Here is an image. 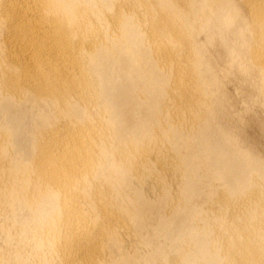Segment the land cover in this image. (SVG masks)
I'll list each match as a JSON object with an SVG mask.
<instances>
[{
	"label": "bare ground",
	"instance_id": "6f19581e",
	"mask_svg": "<svg viewBox=\"0 0 264 264\" xmlns=\"http://www.w3.org/2000/svg\"><path fill=\"white\" fill-rule=\"evenodd\" d=\"M218 60L264 104V0H0V264H264Z\"/></svg>",
	"mask_w": 264,
	"mask_h": 264
},
{
	"label": "rangeland",
	"instance_id": "374dc122",
	"mask_svg": "<svg viewBox=\"0 0 264 264\" xmlns=\"http://www.w3.org/2000/svg\"><path fill=\"white\" fill-rule=\"evenodd\" d=\"M227 38L230 39L231 37H229V35H227ZM221 46H222V48H221ZM221 46H218V47L216 46L215 47L216 49L214 48V51H216V50H218L216 52H219V50L223 51L224 47H223V45H221ZM217 63H219L218 65L221 68H223V70L224 69L227 70L226 65H228L227 66L228 71L232 72V74H230L231 72L229 73L231 76L228 74V78H226V81H225L226 83L224 84V87H223L224 91L229 96L230 101L228 102V104L231 103V104H229V106L231 107L230 109L232 110V112L236 116L240 114L243 117V119L245 120V122H244V120H241L243 125L241 124V121L238 123H239V125H242V127L245 129V131L247 130L246 131V136H247L246 139H248L249 143H251V146L255 150V152L259 156L264 158V131H262V129L258 127V124L255 123L256 120L257 121L259 120V122H261L264 125V104L262 102V98L259 97V94L256 93L255 84L252 83V86H251V81L247 80L245 78V75L242 74V72L240 70H238V68L236 66H234V68H233V69H235V67H236V69L234 70L235 72H234L232 67H229L230 65L227 62H226L227 64H225V61L223 62V60H221V61L218 60ZM230 68H231V70H229ZM222 73L224 74V72H222ZM254 86H255V88H254ZM244 116H245V118H244ZM252 117L255 118V120H253V122H252V120H250V118H252ZM236 119H238V116ZM202 170H204V169H202V168L200 169L201 180H202L201 184H203V185L209 184L210 185L211 182L206 177L207 175L204 174V172H202ZM205 196L206 195H203L204 198H205ZM206 199H207V196H206ZM201 202H202V204L207 205V203H204V201H201ZM0 243L3 244L2 241Z\"/></svg>",
	"mask_w": 264,
	"mask_h": 264
}]
</instances>
